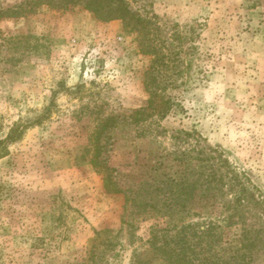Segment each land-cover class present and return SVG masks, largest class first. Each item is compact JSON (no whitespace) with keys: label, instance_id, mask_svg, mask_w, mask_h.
Listing matches in <instances>:
<instances>
[{"label":"rangeland","instance_id":"1","mask_svg":"<svg viewBox=\"0 0 264 264\" xmlns=\"http://www.w3.org/2000/svg\"><path fill=\"white\" fill-rule=\"evenodd\" d=\"M123 1L144 28L0 18V264H165L147 241L174 223L264 264V0Z\"/></svg>","mask_w":264,"mask_h":264},{"label":"trees","instance_id":"2","mask_svg":"<svg viewBox=\"0 0 264 264\" xmlns=\"http://www.w3.org/2000/svg\"><path fill=\"white\" fill-rule=\"evenodd\" d=\"M42 5L55 9L80 5L84 10L93 14L96 19L102 22L121 21L124 28L128 29V32H137L145 27L143 19L134 15L129 5L123 0H24L5 10L0 9V18L26 16L30 13H35V9ZM154 94L155 93H151V99L149 100L150 105H152ZM135 115L140 116L134 117L133 120H142V112H137ZM9 138L10 135L8 139ZM105 178L106 181H109L110 185L111 178H108V176ZM212 179L215 180L216 177ZM222 179V177H217V181L215 182L223 184ZM178 186L180 187V193H177V195L179 194L178 198L182 199V204L185 206L194 197L196 185L193 188L188 182L183 181ZM142 204L144 209L148 207V203ZM229 207L230 206L227 208L229 209ZM180 214L186 216V213ZM234 216L235 215H228L223 222H226L228 226L233 225L232 220ZM179 220H182V218L179 217ZM184 224L181 225V227H178L177 223H174L172 227L167 224L164 228L160 227L158 230H156V228L151 230L147 245L151 247L153 252L160 257L165 264H241L239 260L245 261L246 255H240L237 252H234L232 256L224 260L219 252L216 253L214 251L216 244L219 245V243H221V236L217 233V239L214 240L215 226L213 224H198L196 226ZM218 229L219 227L217 226V230ZM160 232L163 234H159ZM172 232L175 233L170 235ZM249 234V231L246 229L240 237L244 248H246V244L250 241ZM260 238L256 237L253 244L260 240ZM204 243L205 246L202 247ZM138 260V256L134 257L135 264H141Z\"/></svg>","mask_w":264,"mask_h":264}]
</instances>
